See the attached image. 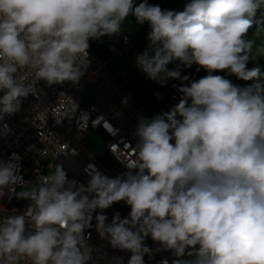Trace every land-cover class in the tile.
<instances>
[{
	"label": "clouds",
	"instance_id": "9594fccd",
	"mask_svg": "<svg viewBox=\"0 0 264 264\" xmlns=\"http://www.w3.org/2000/svg\"><path fill=\"white\" fill-rule=\"evenodd\" d=\"M130 17L149 27L136 68L161 87L179 81L178 103L138 118L137 143L115 157L125 169L115 177L89 164L81 182L56 164L26 182L19 154L0 158V202H28L0 215V264H90L92 229L129 253L127 264L160 252L172 259L159 264H264V0H185L181 10L149 0H0V137L24 100L46 94L40 82L79 85L90 41L120 35ZM193 66L207 74H182ZM233 76L252 83L237 86ZM75 103L57 125L79 120ZM41 117L34 111V127ZM120 202L129 213L109 222L105 210Z\"/></svg>",
	"mask_w": 264,
	"mask_h": 264
},
{
	"label": "built area",
	"instance_id": "2783aa9c",
	"mask_svg": "<svg viewBox=\"0 0 264 264\" xmlns=\"http://www.w3.org/2000/svg\"><path fill=\"white\" fill-rule=\"evenodd\" d=\"M116 37L127 47H134V42L122 31ZM109 50L112 56L120 54V51L113 45H109ZM89 59L91 64L79 85L65 84L63 88L60 86L48 88L43 82H40L38 87L44 89L46 94L38 100L29 96L24 100L19 113L13 117L5 118L12 133L7 137H0V158L7 159L11 153L19 154L23 181L42 180L54 172L56 164L63 165L70 179L74 178L81 182H86L88 179L85 168L89 164H94L111 177H115L121 173V170H125L120 163V169H106L85 148L83 141L90 128L101 130L108 138V151L114 157L119 159L131 156V153L126 149L128 145L135 147L137 143L134 131L138 124V118L144 116L151 119L150 108L152 106L140 104L124 86L120 77L109 69L106 62L102 61L90 48ZM200 77L202 75L198 72H193L190 75L192 79ZM29 83H34L33 78L29 79ZM179 83L177 80H169L163 88L153 87V98L150 101L154 102L153 106L159 103L171 107L178 103L180 93L176 86ZM58 91H64L68 95L57 96ZM154 93H159L162 99L158 100ZM125 98H127V102L123 103ZM74 100L79 105L77 111V116H80L79 120L77 122L64 120L62 124L57 125L65 115L72 116L76 108ZM34 111L42 112L48 116L47 122L41 117L37 128L31 123ZM52 116H55V120ZM77 125L82 131L78 129ZM52 133H55L56 136ZM29 145H35L37 149L32 152L28 151ZM73 148L77 150L78 155L66 156L72 152ZM31 160L34 161L32 177L26 178L25 163ZM0 203H3V205L0 204V215H7L13 208L23 211L28 202L18 205L13 199L11 203L6 200ZM125 206L129 208L127 205ZM114 213L111 208L105 210L109 222ZM93 224H95L94 220ZM88 231L91 232L89 243L96 250L90 264H108V261L114 257H123L124 264H127L129 253L112 249L105 241L99 239L94 229ZM146 243L153 249L157 247L150 238ZM165 258L171 261L172 256L169 252H160L155 253L152 259H149L147 255L144 257L145 264H159V261Z\"/></svg>",
	"mask_w": 264,
	"mask_h": 264
},
{
	"label": "rangeland",
	"instance_id": "374dc122",
	"mask_svg": "<svg viewBox=\"0 0 264 264\" xmlns=\"http://www.w3.org/2000/svg\"><path fill=\"white\" fill-rule=\"evenodd\" d=\"M149 2L159 4L161 8L181 10L185 0H149ZM121 31L134 42L133 48H129L124 45L116 36L111 40H109L107 37H104L101 41H90V44L93 47V50L97 53L98 57L105 61L109 69H111L120 77L122 83L133 95V97H135L140 104L146 105L153 98V89L151 85H157L159 88L164 87H161L159 84L148 80L145 75L142 74L135 66L136 56L147 48L148 42L146 36L149 28L147 27L146 23L143 26L136 24L134 17H130L125 21ZM109 45L116 47L120 51V54L112 56V53L109 50ZM260 63L264 64V61H260ZM248 66L253 67L254 65L250 63ZM168 67L169 70H174L176 65L173 63ZM193 72H196L195 66H193L191 69H184L182 74H188L190 76ZM198 73H200L202 76L207 74L203 70ZM214 74L223 75L224 73ZM231 78L232 77H230V79ZM247 85L249 84L244 83L243 85L239 86L244 87ZM169 108L170 107H166L164 104H159L151 110V116L153 117L156 114L167 111ZM107 142V138L100 130L90 128L87 132L85 140L83 141V145L106 169H120L119 162L108 151ZM25 166L27 169L25 176L26 178H31L34 169V161L31 160L26 162ZM121 172H123V170H121ZM14 202L18 205H24L26 203V201H17L15 199ZM111 209L114 212H119L122 217L127 216L130 211V209L127 208L122 202L114 204Z\"/></svg>",
	"mask_w": 264,
	"mask_h": 264
},
{
	"label": "trees",
	"instance_id": "16d2710c",
	"mask_svg": "<svg viewBox=\"0 0 264 264\" xmlns=\"http://www.w3.org/2000/svg\"><path fill=\"white\" fill-rule=\"evenodd\" d=\"M146 25H147V23H146ZM147 27H148V25H147ZM149 28V27H148ZM249 67V66H248ZM249 68H251V67H249ZM231 80H232V82H233V84H235V85H237V86H239V85H243L244 83H248V84H251L252 83V81H243V80H238L237 78H235L234 76L231 78ZM159 105V103H157L156 105H152V109H154L156 106H158Z\"/></svg>",
	"mask_w": 264,
	"mask_h": 264
},
{
	"label": "crops",
	"instance_id": "0c3cea01",
	"mask_svg": "<svg viewBox=\"0 0 264 264\" xmlns=\"http://www.w3.org/2000/svg\"><path fill=\"white\" fill-rule=\"evenodd\" d=\"M90 49L97 55V53L93 50V47L91 46V44H90ZM98 56V55H97ZM100 58V57H99ZM101 59V58H100ZM102 60V59H101ZM103 61V60H102ZM105 62V61H104ZM152 86V89L154 90V88L153 87H158L157 85H151ZM164 105H166V104H164ZM168 105H166V107H167ZM169 107V106H168ZM101 131V130H100ZM102 132V131H101ZM103 133V132H102ZM104 134V133H103ZM104 136L107 138V136L104 134ZM107 141H108V138H107Z\"/></svg>",
	"mask_w": 264,
	"mask_h": 264
},
{
	"label": "flooded vegetation",
	"instance_id": "af4514ba",
	"mask_svg": "<svg viewBox=\"0 0 264 264\" xmlns=\"http://www.w3.org/2000/svg\"><path fill=\"white\" fill-rule=\"evenodd\" d=\"M153 94V93H152ZM154 104V102L152 101V102H150V106H152Z\"/></svg>",
	"mask_w": 264,
	"mask_h": 264
},
{
	"label": "water",
	"instance_id": "95a60500",
	"mask_svg": "<svg viewBox=\"0 0 264 264\" xmlns=\"http://www.w3.org/2000/svg\"><path fill=\"white\" fill-rule=\"evenodd\" d=\"M149 104H150V102H149V103H147V104H146V106H147V105H149ZM156 104H157V103H156ZM156 104H155V105H156ZM150 110H152V107L150 108Z\"/></svg>",
	"mask_w": 264,
	"mask_h": 264
},
{
	"label": "bare ground",
	"instance_id": "6f19581e",
	"mask_svg": "<svg viewBox=\"0 0 264 264\" xmlns=\"http://www.w3.org/2000/svg\"><path fill=\"white\" fill-rule=\"evenodd\" d=\"M108 66V65H107Z\"/></svg>",
	"mask_w": 264,
	"mask_h": 264
}]
</instances>
